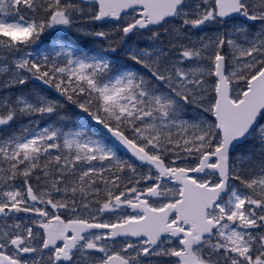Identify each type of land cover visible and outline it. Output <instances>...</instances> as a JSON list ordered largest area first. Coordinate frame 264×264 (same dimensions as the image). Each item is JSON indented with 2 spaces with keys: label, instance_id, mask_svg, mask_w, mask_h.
Listing matches in <instances>:
<instances>
[{
  "label": "snow or ice",
  "instance_id": "6c2138e0",
  "mask_svg": "<svg viewBox=\"0 0 264 264\" xmlns=\"http://www.w3.org/2000/svg\"><path fill=\"white\" fill-rule=\"evenodd\" d=\"M0 264H264V0H0Z\"/></svg>",
  "mask_w": 264,
  "mask_h": 264
}]
</instances>
